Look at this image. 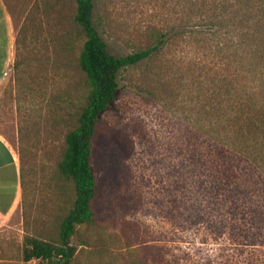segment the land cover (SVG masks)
I'll return each mask as SVG.
<instances>
[{
  "label": "rangeland",
  "instance_id": "obj_1",
  "mask_svg": "<svg viewBox=\"0 0 264 264\" xmlns=\"http://www.w3.org/2000/svg\"><path fill=\"white\" fill-rule=\"evenodd\" d=\"M216 1L93 0V24L113 56L149 46L153 30L169 39L117 74L93 140L94 218L71 235L69 264H264L262 171L228 154L222 164L194 157L204 143L221 148L205 133V113H224L226 86L234 95L244 62L259 60L243 52L240 16L219 15ZM3 3L12 47L0 81V134L16 154L21 185L0 223V264H50L22 261L21 242L55 240L72 205L58 163L86 93L77 65L83 35L74 0ZM196 121L205 126L197 130Z\"/></svg>",
  "mask_w": 264,
  "mask_h": 264
},
{
  "label": "trees",
  "instance_id": "obj_2",
  "mask_svg": "<svg viewBox=\"0 0 264 264\" xmlns=\"http://www.w3.org/2000/svg\"><path fill=\"white\" fill-rule=\"evenodd\" d=\"M216 2L220 10L219 15L233 12L235 17L240 16L238 27L241 28L242 49L246 50L243 52L245 55L249 54L250 58L257 56L259 60L250 64L244 62L241 84L234 91V95H231V87L226 86L224 95L228 104L224 113L222 109L216 108L205 113V118L210 120L207 122L205 133L215 144H220L221 148H215L207 142L199 152L194 153V157L198 159L201 156H212L219 164L224 162L220 157L222 159L228 155L238 157L236 159L240 161L244 159L254 170L262 171L261 174L264 176V0ZM74 3L73 21L83 35L77 65L85 76L86 93L75 126L64 136V149L58 163L59 172L72 183L73 201L71 208L59 223L55 240H44L34 236L23 237L20 255L24 262L35 259L50 264L70 263L75 250L69 243L71 235L76 226L88 224L94 218L92 202L96 194V182L91 165L93 140L101 113L115 98L117 74L121 69L134 66L139 61L157 54L169 39L167 33L153 30L151 33L153 41L149 46L113 56L107 51L105 42L93 24V0H74ZM207 24L214 27L221 25L218 21H210ZM217 32L216 29L212 34ZM247 74L249 77L252 76L251 79L247 78ZM216 111L218 115H214ZM221 117H226L228 121L225 133L223 131L225 128L219 126ZM198 124L197 121L193 124L197 130L205 126ZM229 132L233 137L229 138V134L227 135ZM203 152L205 155H201ZM244 193L246 194L243 197L247 199L248 193L246 191Z\"/></svg>",
  "mask_w": 264,
  "mask_h": 264
},
{
  "label": "crops",
  "instance_id": "obj_3",
  "mask_svg": "<svg viewBox=\"0 0 264 264\" xmlns=\"http://www.w3.org/2000/svg\"><path fill=\"white\" fill-rule=\"evenodd\" d=\"M12 29L10 17L0 0V81L11 56ZM20 174L16 154L0 134V223L16 207L19 197Z\"/></svg>",
  "mask_w": 264,
  "mask_h": 264
}]
</instances>
